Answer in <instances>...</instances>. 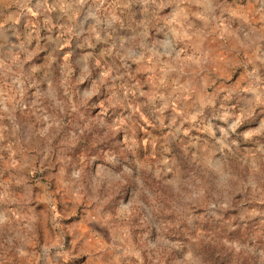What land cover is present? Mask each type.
I'll return each mask as SVG.
<instances>
[{"label":"rangeland","instance_id":"374dc122","mask_svg":"<svg viewBox=\"0 0 264 264\" xmlns=\"http://www.w3.org/2000/svg\"><path fill=\"white\" fill-rule=\"evenodd\" d=\"M246 1L0 0V264H264Z\"/></svg>","mask_w":264,"mask_h":264},{"label":"crops","instance_id":"0c3cea01","mask_svg":"<svg viewBox=\"0 0 264 264\" xmlns=\"http://www.w3.org/2000/svg\"><path fill=\"white\" fill-rule=\"evenodd\" d=\"M238 7L237 9H220L216 10L211 14L213 17L215 24L218 23V19H221L222 17L225 16V19H227V22L225 23V26L228 25L229 27L232 28V30L236 31V38L238 39V44L234 46V50L232 51V54L236 52L237 56L240 58L242 57V54H247L248 50L251 49V47L257 46V50L254 51L252 54H249L251 56V62L252 64L257 68L258 71L264 69V58H262V55H264V52L261 55V52L263 51V48H259L261 41H260V34L257 32L256 36L254 37V43L252 42V45L247 44L246 41H242L241 39V29L245 31V25L248 23V14L251 13V15L254 13V16L257 17L256 19L262 22V26H264V7L262 3H252L251 1H246L244 3H234ZM218 26V25H217ZM223 28V27H222ZM259 31V30H258ZM240 33V34H239ZM247 33V32H246ZM245 34V36H247ZM258 35V36H257ZM261 65L263 67H261ZM261 67V68H260Z\"/></svg>","mask_w":264,"mask_h":264}]
</instances>
